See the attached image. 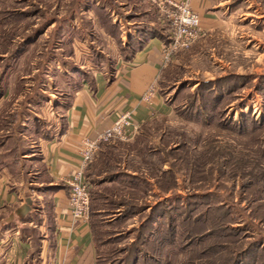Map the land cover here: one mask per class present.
I'll list each match as a JSON object with an SVG mask.
<instances>
[{"label": "rangeland", "instance_id": "374dc122", "mask_svg": "<svg viewBox=\"0 0 264 264\" xmlns=\"http://www.w3.org/2000/svg\"><path fill=\"white\" fill-rule=\"evenodd\" d=\"M243 5L166 66L172 114L104 142L89 163L100 264H264V0ZM139 27L171 30L155 0H0V32L25 42L0 48V165L14 181L48 186L39 137L62 126L84 79L130 52L125 29ZM218 142L242 152V167L208 172L210 152L197 164Z\"/></svg>", "mask_w": 264, "mask_h": 264}, {"label": "crops", "instance_id": "0c3cea01", "mask_svg": "<svg viewBox=\"0 0 264 264\" xmlns=\"http://www.w3.org/2000/svg\"><path fill=\"white\" fill-rule=\"evenodd\" d=\"M247 1L191 0V4L207 34L224 28ZM85 10L93 14L91 8ZM93 24L97 28L96 20ZM144 28L125 29L130 52L120 56L109 72L96 70L84 79L65 107L62 126L39 137L41 160L50 175L44 182L47 187L38 191L37 186L14 181L7 167L0 165V264H99L91 221L73 219L66 180L81 164L83 138L103 133L118 113L132 111L138 128L156 116L172 114L173 107L159 90L166 68L165 40L161 32ZM152 85L157 91L149 102L143 95ZM24 154L31 157L28 151ZM42 203L51 208L50 220L43 209L38 213ZM26 225H39L42 232L36 236Z\"/></svg>", "mask_w": 264, "mask_h": 264}, {"label": "built area", "instance_id": "2783aa9c", "mask_svg": "<svg viewBox=\"0 0 264 264\" xmlns=\"http://www.w3.org/2000/svg\"><path fill=\"white\" fill-rule=\"evenodd\" d=\"M155 3L171 25L169 42L165 43L163 50V66L166 67L177 53L191 47L206 31L201 28V17L193 9L191 0H155ZM156 91L157 85H152L143 98L150 102ZM133 119L132 111H122L103 133L95 138H83L80 148L81 164L66 180L69 185V207L74 220L90 219L91 192L86 175L89 163L99 154L104 142L131 139L139 129L134 126Z\"/></svg>", "mask_w": 264, "mask_h": 264}, {"label": "trees", "instance_id": "16d2710c", "mask_svg": "<svg viewBox=\"0 0 264 264\" xmlns=\"http://www.w3.org/2000/svg\"><path fill=\"white\" fill-rule=\"evenodd\" d=\"M15 34L10 33L8 31H1L0 32V48L6 50V52H9L11 50V48H9V46L12 44V46L16 45V48L22 46L25 44V42L23 40H21L20 42L16 43V40L14 39ZM163 39L165 40V43L167 44L169 42V35H162ZM14 48V47H13ZM15 48L14 51H16L17 49ZM162 80L160 81L161 84ZM147 123V122H146ZM146 123H144L143 125H145ZM142 125V126H143ZM115 140H119V139H115ZM19 144H16V148L18 147ZM212 147V148H211ZM211 153V158L213 159L214 162H211V164L215 165V166H209L208 172L211 169H214L215 167H220L222 166V164L224 163H229V165L239 168L242 167V152H236L232 147H230L227 143H222V142H218V143H214L213 145H210V147L205 150H202V153H200L198 155V160L197 164H202L204 163V160L202 159L204 156L207 157V163H210V158L209 155L207 153ZM103 153V152H102ZM245 160V159H244ZM230 161V162H229ZM246 162V161H245ZM86 175H87V170H86ZM90 192H91V188H90ZM91 208H92V192H91ZM91 220V218H90ZM92 224V222H91ZM92 229H93V224H92ZM94 235V234H93ZM94 241H95V237H94ZM96 243V241H95ZM96 247H97V254H98V262L100 264V256L98 253V246L96 243ZM254 264H259L258 261H256Z\"/></svg>", "mask_w": 264, "mask_h": 264}]
</instances>
